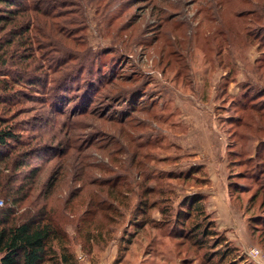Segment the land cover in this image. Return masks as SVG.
Wrapping results in <instances>:
<instances>
[{
    "label": "rangeland",
    "instance_id": "obj_1",
    "mask_svg": "<svg viewBox=\"0 0 264 264\" xmlns=\"http://www.w3.org/2000/svg\"><path fill=\"white\" fill-rule=\"evenodd\" d=\"M69 1L34 41L28 69L40 82L3 71L14 90L0 92V116L38 148L35 193L50 190L80 264H214L212 242L177 235L187 195L202 196L216 231L264 263V225L252 224L264 211V0ZM66 137L75 149L61 156ZM10 173L16 184L24 176Z\"/></svg>",
    "mask_w": 264,
    "mask_h": 264
},
{
    "label": "trees",
    "instance_id": "obj_2",
    "mask_svg": "<svg viewBox=\"0 0 264 264\" xmlns=\"http://www.w3.org/2000/svg\"><path fill=\"white\" fill-rule=\"evenodd\" d=\"M93 1H96L95 4L99 7L101 2H105L104 7L108 8L118 0ZM70 2L72 1L0 0V92L9 94L14 90L12 83L1 76L8 73L3 72L8 71L6 69H9L15 82H40L39 76L30 73L28 69L37 63L38 55L34 50V41L44 32L41 29L42 23L47 24L51 18L67 16L66 8L72 6ZM246 2L250 3L249 0ZM59 6L62 9L55 12ZM99 9L97 8V11ZM113 11L116 13L117 10ZM219 34L225 35V32L219 31ZM44 36L51 37L46 33ZM59 42L55 40L50 46L56 48L60 46ZM66 57H69V53ZM73 59L85 58L77 55ZM11 66L15 70L11 69ZM61 84L62 87L56 86L58 90L64 87L63 82ZM133 95L127 96L126 102L134 104L138 95ZM19 131L20 128L16 127L13 121L0 116V197H3V203L5 202L4 206H0V264H80L70 247V237L66 229L54 214L52 205L50 206V190L44 193L40 189L35 193L41 183L44 167L40 169L32 166L34 161L31 156L38 152V148L34 149L32 140L24 138ZM63 141L65 145L62 146L61 156H66L71 149H75V145L70 142L69 137ZM61 159V163L65 165L68 158ZM238 162L231 160L230 166L238 165ZM10 172H23L24 176L16 184L18 176L13 177ZM230 174L229 182L233 188H237L240 183L234 178L239 173L232 169ZM250 174V179H259L254 169ZM54 179L52 174L49 184L46 185L54 186ZM153 192V188L145 189L147 195ZM182 204L183 207H179L175 213V224H180L177 235L186 237L201 247L209 246L212 242L213 249L210 251L209 260L216 257L214 264H255L245 254L240 253L224 235L216 231L214 221L208 218L202 196L187 195ZM138 206L147 211L149 205L146 200L141 199ZM260 206H264V201ZM162 212L164 215L168 214L165 208ZM253 218V225H264V211ZM125 238L130 241L127 236ZM86 240H93L90 233L86 235ZM127 248L125 246L122 250ZM123 256L116 258L112 264H119Z\"/></svg>",
    "mask_w": 264,
    "mask_h": 264
},
{
    "label": "built area",
    "instance_id": "obj_3",
    "mask_svg": "<svg viewBox=\"0 0 264 264\" xmlns=\"http://www.w3.org/2000/svg\"><path fill=\"white\" fill-rule=\"evenodd\" d=\"M3 204V200L0 199V205ZM250 258H253L255 261H259L262 259L261 251L258 248H253L251 251H249ZM259 264H264L263 262H260Z\"/></svg>",
    "mask_w": 264,
    "mask_h": 264
}]
</instances>
